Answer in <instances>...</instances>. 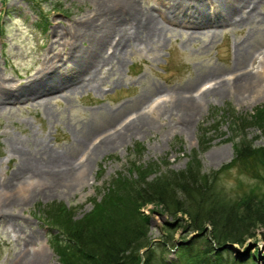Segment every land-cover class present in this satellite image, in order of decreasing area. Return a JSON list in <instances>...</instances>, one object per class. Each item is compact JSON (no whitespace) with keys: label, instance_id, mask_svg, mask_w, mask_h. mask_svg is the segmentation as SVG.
I'll list each match as a JSON object with an SVG mask.
<instances>
[{"label":"rangeland","instance_id":"obj_1","mask_svg":"<svg viewBox=\"0 0 264 264\" xmlns=\"http://www.w3.org/2000/svg\"><path fill=\"white\" fill-rule=\"evenodd\" d=\"M154 2L141 0L144 6ZM95 3V0H0V74L18 82L29 78L51 48L52 28L70 27L74 19L94 8ZM257 12L255 20L245 25L216 26V36H212V26L196 36H190L189 29L180 28L163 34L161 41L152 47L135 45L129 48L122 64L102 73L104 81L100 85L81 89L70 97L59 94L42 105L6 104L0 110V181L7 180L19 163V156H10L14 138L31 148H36V141L44 140L52 148L71 149L87 129L96 127L102 131L137 117L152 100H161L158 94L190 80H195L188 87L193 91L210 86L214 80H208L216 75L232 77L233 71L240 70L257 71L263 74L264 81V0L257 3ZM78 43L87 44L84 40ZM240 48L242 52L238 53ZM61 64L69 67L71 62ZM263 81L256 94L247 99L209 93L190 120L177 113L148 114L150 125L134 132L123 143L101 150L92 159L87 176L77 180L68 191L48 190L47 181L13 184L10 190H2V196L15 197L18 203L13 212L16 216L10 222L0 219V264H13L43 247H47L43 264H62L53 244L59 229L49 228L42 218L44 207L52 202L63 203L72 209L74 218L82 217L93 209L109 186L113 187L116 178L135 174L132 163L157 162L159 167L151 168L152 172L164 163L182 169L201 138L207 142L204 150L198 148L202 170L225 167L219 180L225 193L239 198L249 192H261L264 170L253 169L250 162L245 166L227 164L235 155L236 144L243 139L255 145L264 144V119H256L257 108L264 107ZM32 187L36 192L30 190ZM141 210L149 216L154 242L166 235L165 221L171 223L180 218L183 224L190 220L186 213L170 214L157 203H146ZM205 226L211 227L209 223ZM182 230L179 226L166 245L167 257L178 256L177 246L171 242L180 244L196 232ZM254 232L244 247L234 245L240 256H246L244 264L264 262V227L258 225ZM253 251L259 254L256 260L251 258ZM234 253L226 251L224 257L232 254L234 257Z\"/></svg>","mask_w":264,"mask_h":264},{"label":"bare ground","instance_id":"obj_2","mask_svg":"<svg viewBox=\"0 0 264 264\" xmlns=\"http://www.w3.org/2000/svg\"><path fill=\"white\" fill-rule=\"evenodd\" d=\"M259 1L155 0L153 4L144 6L141 0H95L94 8L74 19L70 27L52 28L51 48L29 78L18 82L0 74V110L11 103L34 102L42 105L59 94L70 97L81 89L94 88L104 81L103 72L125 61L129 48L135 45L136 48L152 47L168 31L186 28L190 36H196L212 26V36H216V26L221 24L250 23L257 16ZM83 40L87 44L80 46L78 42ZM66 61L71 62L69 67L61 64ZM233 73L227 78L216 75L208 80H214L210 86L197 91L188 89L195 81L190 80L179 88L158 94L161 100H152L145 105L139 116L102 131L96 127L89 128L71 149L52 148L44 140L34 142L36 148H31L26 142L14 138L10 156L17 155L20 159L7 180L0 181V219L10 222L16 216L13 212L18 203L13 199L15 197L2 196V190H10L9 186L13 184L32 185L35 181H47L48 190L72 189L77 180L87 176L92 159L101 150L123 143L134 132L150 125V113H177L190 120L209 93L218 96L232 94L247 99L254 96L263 84V74L257 71ZM155 89L160 90L158 87ZM33 187L30 190L36 192ZM46 250L47 247L33 250L13 264H43Z\"/></svg>","mask_w":264,"mask_h":264},{"label":"trees","instance_id":"obj_3","mask_svg":"<svg viewBox=\"0 0 264 264\" xmlns=\"http://www.w3.org/2000/svg\"><path fill=\"white\" fill-rule=\"evenodd\" d=\"M256 117L264 119V107L257 108ZM199 147H207L202 138ZM198 148L193 149L182 169L164 163L152 172L151 168L159 167L157 162L132 163L135 174L116 178L113 187L109 186L82 217L74 218L72 209L63 203L52 202L44 207L42 218L49 228L59 229L53 244L62 264H244L246 256H240L234 245L244 247L255 228L264 227V189L239 198L225 193L219 181L225 167L203 171ZM247 162L255 170H264V144L243 139L236 144L235 155L227 166H245ZM146 203L161 204L170 214L184 212L190 220L183 224L180 218L165 221L166 235L154 242L149 216L141 210ZM179 226L185 232H196L180 244L171 242L177 246L178 256L169 258L165 255L166 245ZM226 251L235 252V256L224 257ZM250 254L255 260L259 257L257 252Z\"/></svg>","mask_w":264,"mask_h":264},{"label":"water","instance_id":"obj_4","mask_svg":"<svg viewBox=\"0 0 264 264\" xmlns=\"http://www.w3.org/2000/svg\"><path fill=\"white\" fill-rule=\"evenodd\" d=\"M229 246H232V244H228Z\"/></svg>","mask_w":264,"mask_h":264}]
</instances>
